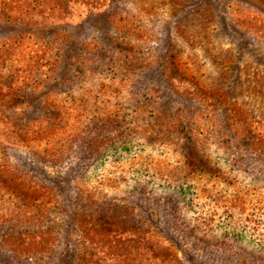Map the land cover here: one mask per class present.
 <instances>
[{"label": "rangeland", "instance_id": "1", "mask_svg": "<svg viewBox=\"0 0 264 264\" xmlns=\"http://www.w3.org/2000/svg\"><path fill=\"white\" fill-rule=\"evenodd\" d=\"M118 205L130 264H264V0H0V264H127Z\"/></svg>", "mask_w": 264, "mask_h": 264}, {"label": "trees", "instance_id": "2", "mask_svg": "<svg viewBox=\"0 0 264 264\" xmlns=\"http://www.w3.org/2000/svg\"><path fill=\"white\" fill-rule=\"evenodd\" d=\"M21 176L23 177L22 174H18L12 177L10 179V183L11 181L13 182L14 180H17V183H18L17 186H19L20 184L22 185L25 184L23 180L18 182L17 178H20ZM112 211H113V214L106 213L105 215H103L104 218L106 217L105 224L107 226L97 225L93 228V232L95 235L101 236L100 240L103 241V243L111 241V239L110 238L108 239V237L112 233H115L117 236L119 235V237L116 238V244L114 246L117 247V250H119V252L124 254V256L126 257V263L130 264L131 259H132L130 258V255L132 254L133 248L139 247V243L141 244V241L143 242V246L144 245L147 246L148 250L151 249L152 246L147 245L149 244V239L146 238V235H145L146 231H143L142 229H140L139 226L135 223V218H133V213L129 206L118 205V206H115L112 209ZM112 226H114L115 229H112ZM91 233H92V230L91 231L88 230L86 231L85 236H87L88 238L91 236ZM127 234H131L134 237L129 236ZM91 239H96V236H93V238ZM133 242L135 243L134 246H133ZM165 261L167 262V257L162 258L160 260V264H165ZM167 263L171 264L169 260Z\"/></svg>", "mask_w": 264, "mask_h": 264}]
</instances>
